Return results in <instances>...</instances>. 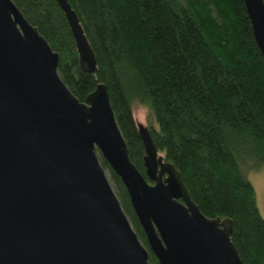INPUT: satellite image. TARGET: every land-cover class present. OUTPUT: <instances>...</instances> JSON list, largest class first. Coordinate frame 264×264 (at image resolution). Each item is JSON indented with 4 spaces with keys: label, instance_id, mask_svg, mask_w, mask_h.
I'll return each mask as SVG.
<instances>
[{
    "label": "water",
    "instance_id": "water-1",
    "mask_svg": "<svg viewBox=\"0 0 264 264\" xmlns=\"http://www.w3.org/2000/svg\"><path fill=\"white\" fill-rule=\"evenodd\" d=\"M81 64L95 55L67 0H55ZM264 58L263 0H243ZM59 55L12 0H0V264H149L102 168L120 179L158 264H243L230 219L205 217L138 124L145 177L131 162L104 84L80 102Z\"/></svg>",
    "mask_w": 264,
    "mask_h": 264
},
{
    "label": "trees",
    "instance_id": "trees-1",
    "mask_svg": "<svg viewBox=\"0 0 264 264\" xmlns=\"http://www.w3.org/2000/svg\"><path fill=\"white\" fill-rule=\"evenodd\" d=\"M12 1L59 55L58 75L80 102L106 86L143 177L134 104L146 110L158 155L179 171L201 213L230 219L242 263L264 264V220L243 174V166L264 163V58L243 0H67L95 55L93 74L55 0ZM99 161L149 264H158L123 184Z\"/></svg>",
    "mask_w": 264,
    "mask_h": 264
},
{
    "label": "rangeland",
    "instance_id": "rangeland-1",
    "mask_svg": "<svg viewBox=\"0 0 264 264\" xmlns=\"http://www.w3.org/2000/svg\"><path fill=\"white\" fill-rule=\"evenodd\" d=\"M132 112L136 123L147 127L148 121L146 110L139 105L134 104ZM243 174L245 179L255 190L256 206L261 218L264 220V163L260 165L258 170H251L250 167L243 166Z\"/></svg>",
    "mask_w": 264,
    "mask_h": 264
}]
</instances>
